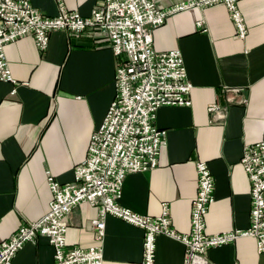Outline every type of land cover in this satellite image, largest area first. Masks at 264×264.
Segmentation results:
<instances>
[{
    "label": "crops",
    "instance_id": "1",
    "mask_svg": "<svg viewBox=\"0 0 264 264\" xmlns=\"http://www.w3.org/2000/svg\"><path fill=\"white\" fill-rule=\"evenodd\" d=\"M154 1L168 8L185 0ZM102 2L63 0L67 9L85 17ZM32 5L49 17L59 13L57 0H32ZM240 10L249 32L245 40L237 37L222 4L173 15L153 33L155 50H181L193 84L192 103L159 108L154 123L166 131L159 166L128 175L119 203L143 216H159L167 203L172 225L182 234L191 230L199 161L208 163L215 180L206 233L251 227L250 181L240 160L245 145L264 139V0L241 1ZM200 20L204 26L198 28ZM50 38L44 52L31 36L5 47L18 84L0 82V241L49 211L48 171L57 182H73L74 167L86 159L89 137L101 127L116 96L117 58L99 31H55ZM225 87L238 92L228 94ZM214 102L229 107L223 123L210 121L208 105ZM97 212L82 203L69 213L66 241L71 247L94 244ZM105 227L104 264H143L140 228L112 216ZM156 240L155 264H183L182 242L164 234ZM208 253L215 264H264V252H257L253 237ZM53 256L48 238L38 236L25 244L13 264H55Z\"/></svg>",
    "mask_w": 264,
    "mask_h": 264
},
{
    "label": "built area",
    "instance_id": "2",
    "mask_svg": "<svg viewBox=\"0 0 264 264\" xmlns=\"http://www.w3.org/2000/svg\"><path fill=\"white\" fill-rule=\"evenodd\" d=\"M241 1L244 0H185L160 8L154 0H104L85 17L67 9L63 0H57L59 13L49 17L35 9L32 0H0V82L18 84L5 47L25 36L33 37L38 51L44 52L55 31L73 35L86 30L99 31L117 58L115 99L101 127L90 135L87 157L74 167L73 182L62 184L47 172L51 192L49 211L39 220L21 224L13 235L0 241V264H13L25 244L38 236L48 238L55 264H104L105 220L109 216L143 231V264H155L156 237L163 234L184 244L183 264H215L209 260L208 251L232 244L241 237H253L257 252H264V139L245 145L240 160L250 181L248 230L206 233V215L215 202V180L206 161L195 164L198 188L191 206V230L187 234L174 229L167 203H162L159 216H143L119 203L128 175L159 166L160 151L166 140V131L154 123L159 108L188 107L192 103L193 84L187 76L181 50H155L154 31L185 10L222 4L234 23L237 37L245 40L249 32L240 10ZM197 25L203 27L204 21ZM223 89L228 94L238 92ZM242 103L246 104L247 99L243 98ZM228 110L229 107L219 102L211 103L210 121L225 122ZM82 203L98 211L97 218L92 220L94 244L89 248L71 247L66 241L69 213Z\"/></svg>",
    "mask_w": 264,
    "mask_h": 264
}]
</instances>
